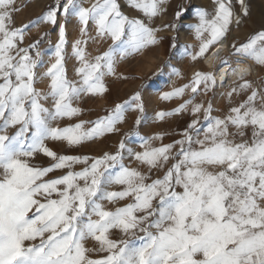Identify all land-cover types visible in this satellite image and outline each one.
I'll return each instance as SVG.
<instances>
[{
	"label": "snow or ice",
	"instance_id": "snow-or-ice-1",
	"mask_svg": "<svg viewBox=\"0 0 264 264\" xmlns=\"http://www.w3.org/2000/svg\"><path fill=\"white\" fill-rule=\"evenodd\" d=\"M126 2L139 18L125 16L119 0H93L88 7L82 0H54L35 21L16 27L17 0H0V264H264V107L258 103L260 91H249V81L228 93H247V98L222 118L211 116L210 103H194L201 86L205 92L215 86L208 74L197 71L189 84L163 94L160 99L169 100L188 90L193 99L172 112L156 113L157 121L185 110L197 117L181 139L167 145L153 146L162 134L136 135L144 113L139 91L94 121L60 126L82 114L74 106L82 98L105 96V78L116 75L118 60L156 46V33L175 30L188 11L181 7L173 23L156 29L150 22L166 13V0ZM238 3L242 15H249L244 0ZM212 4L211 14L206 9L195 13L191 30L198 47L195 54L183 50L192 62L226 39L233 22H240L232 0ZM72 20L79 33L72 44L75 80L68 79L65 67ZM39 24L58 30L46 67L43 37L23 46L25 32ZM89 41L110 44L89 59ZM170 46L177 48L174 40ZM231 47L237 63L264 67V31ZM43 80L47 87L40 90L36 85ZM129 111L140 115L114 153L61 155L47 146L52 141L73 149L117 134ZM134 138L138 152L128 145ZM37 155L48 158L49 166L34 164ZM125 158L137 168L126 166ZM58 170L63 174L45 179ZM154 172L163 175L153 179ZM113 186L120 190H108ZM125 200L129 202L114 210L105 207V202ZM113 232L120 238L111 239ZM88 240L96 247L87 248ZM97 251L104 255L89 258Z\"/></svg>",
	"mask_w": 264,
	"mask_h": 264
},
{
	"label": "rangeland",
	"instance_id": "rangeland-1",
	"mask_svg": "<svg viewBox=\"0 0 264 264\" xmlns=\"http://www.w3.org/2000/svg\"><path fill=\"white\" fill-rule=\"evenodd\" d=\"M53 2L54 0H17V6L21 7V10L15 15V26L21 27L30 21H35ZM92 2L93 0H82L84 7L90 6ZM232 2L234 10L240 17V22L239 24L233 22L230 25V30L226 34V39H223L226 41L229 50V54L224 56L223 60L227 62H231V58L237 56L233 54L231 47L233 43L237 45L245 43L255 33L264 31V0H244L249 13L247 16L242 15L238 0H232ZM119 3L121 5V11L125 16L130 19L140 17L141 14L139 12L128 7L126 0H119ZM181 7L188 9V11L185 12L183 19L179 21L175 30L158 31L156 36L160 43L156 46L150 47L140 55L128 56L123 60H118L115 66L116 75L105 78L104 83L108 88L105 96L103 98L99 96L82 98L74 105L82 109V114L72 121H61L60 126L63 127L69 123L75 124L79 121H94L104 115L106 110L111 109L117 103L130 100L139 91L143 97L144 113L141 116L142 123L137 129L136 135L142 138H148L154 134H162L163 140L153 141V146H161V144L167 145L175 140L181 139L182 133L188 123L197 117L192 116L190 110H185L180 114L167 117L164 121H157L156 113L160 111H174L180 104L192 100L193 94L186 90L182 97H174L169 100H162L160 97L165 93L172 92L177 88H182L189 84L194 73L197 71L210 75L212 81H214L212 72L210 70L208 71L202 65L204 56L192 62L183 55L185 47H188L195 54L198 42L194 39V33L191 30V27L197 23L195 13L199 9H206L211 14L213 10L212 0H166V13L154 18L150 22L151 26L159 29L162 25L173 23L174 15ZM57 31V29H53L50 25L39 24L25 32L23 46H27L43 37L40 50L45 53V67L49 64L51 51L54 50V45L57 43ZM89 33L91 35L95 34L92 25H89ZM78 38V25L75 20H72L67 25V45L65 49V67L69 80L77 79L75 68L78 65L75 59L72 58V44ZM173 40L177 45L176 49L170 46ZM109 44L110 41H97L95 43L89 41L86 47L89 59L107 50ZM235 60L237 59H233V61ZM254 66L258 69L257 79L244 77L231 83L224 91H218L214 86V88L205 92L203 86H201V90L194 97V103H201L205 106L210 103L212 106L211 116L213 118H222L228 114L230 107L238 106L246 100L247 93L241 92L231 96L228 93L232 88L242 83L243 80H247L251 84L249 91H260L258 103L264 107V67ZM44 70V68H41L40 72L42 73ZM176 73H179V75H176ZM47 83V80H43L37 83L36 87L44 90L47 87ZM46 106L49 105L46 104ZM137 115L140 114L129 111L126 114V122L118 126L119 131L117 134L106 135L91 142H86L77 148L69 149L61 143H54L52 141H47L46 143L48 147L52 146L50 149L61 155L98 157L104 152L114 153L119 141L123 138V134L132 130ZM200 119L201 123H204L202 116ZM250 135L251 132L249 130L248 136L250 137ZM128 145L137 152L141 150L135 138L128 141ZM33 163L37 166L47 167L50 161L42 155H37ZM124 164L129 168H137L136 162L128 158H125ZM170 164L171 161L169 162V166ZM75 170L79 171L80 169ZM140 170L146 171L144 168ZM162 175L163 172H154L152 178L156 179ZM45 179H52V176L49 174ZM108 190L120 189L113 186ZM128 202L127 200L119 201L116 204H108L105 202V207L109 210H114V208L122 207ZM31 215L32 212L29 213V216ZM119 238L120 234L118 232L111 234V239L117 240ZM34 243L38 244L39 239ZM85 246L87 248L96 247L95 242L92 240L86 241ZM88 255L91 259H99L104 253L97 251L90 252Z\"/></svg>",
	"mask_w": 264,
	"mask_h": 264
},
{
	"label": "bare ground",
	"instance_id": "bare-ground-1",
	"mask_svg": "<svg viewBox=\"0 0 264 264\" xmlns=\"http://www.w3.org/2000/svg\"><path fill=\"white\" fill-rule=\"evenodd\" d=\"M226 41H220L215 46H213L209 52L202 59L203 66L209 71L213 73V75L219 79V81L215 80V87L221 91L225 90L226 87L239 79L244 77H250L255 79L258 77V69L250 61H244L243 63H237L239 59L238 56H234L232 63H228V66L225 67L222 64L218 67L216 66L220 59L229 53ZM256 73V76H252L253 73Z\"/></svg>",
	"mask_w": 264,
	"mask_h": 264
},
{
	"label": "crops",
	"instance_id": "crops-1",
	"mask_svg": "<svg viewBox=\"0 0 264 264\" xmlns=\"http://www.w3.org/2000/svg\"><path fill=\"white\" fill-rule=\"evenodd\" d=\"M209 52V51H208ZM207 52V53H208ZM205 57V56H204ZM232 60H231V62H228L229 64L230 63H232L233 62V57L231 58ZM223 60H224V57H222L221 59H220V61L218 62V64L216 65L217 67L219 66V65H221L222 64V62H223ZM203 65V64H202ZM212 75H213V73H212ZM214 75H213V79H214ZM216 78V81H219V79L217 78V76L215 77ZM257 79V78H256ZM215 81V80H214ZM233 83V82H232ZM231 85V83L228 85V86H230ZM227 86V87H228ZM227 87H226V89H227ZM218 91H221V90H219V89H217ZM224 91V90H223ZM52 145V144H51ZM49 148H52V146L51 147H49ZM80 167H82V166H77V167H75V169H80ZM63 174V172L62 171H56V172H54V174H52V173H50V176H52V179L53 178H56V177H58V176H60V175H62Z\"/></svg>",
	"mask_w": 264,
	"mask_h": 264
},
{
	"label": "built area",
	"instance_id": "built-area-1",
	"mask_svg": "<svg viewBox=\"0 0 264 264\" xmlns=\"http://www.w3.org/2000/svg\"><path fill=\"white\" fill-rule=\"evenodd\" d=\"M252 76H256V73L254 72V73L252 74Z\"/></svg>",
	"mask_w": 264,
	"mask_h": 264
}]
</instances>
